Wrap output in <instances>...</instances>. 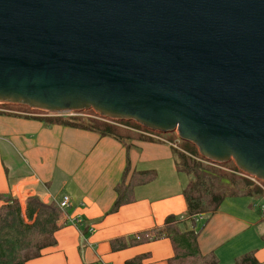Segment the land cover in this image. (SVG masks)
Here are the masks:
<instances>
[{"label":"water","instance_id":"water-1","mask_svg":"<svg viewBox=\"0 0 264 264\" xmlns=\"http://www.w3.org/2000/svg\"><path fill=\"white\" fill-rule=\"evenodd\" d=\"M0 104L175 133L264 182V0H0Z\"/></svg>","mask_w":264,"mask_h":264},{"label":"crops","instance_id":"crops-1","mask_svg":"<svg viewBox=\"0 0 264 264\" xmlns=\"http://www.w3.org/2000/svg\"><path fill=\"white\" fill-rule=\"evenodd\" d=\"M116 131L119 139L0 113V195L10 193L22 207L32 196L55 204L69 198L54 245L25 264H168L169 239L128 242L162 227L169 216L184 217L190 178L177 170L169 146L123 127ZM136 172H151L154 179L133 189V202L110 212L115 188ZM257 195L261 200L253 194L228 197L213 213L197 217V242L206 259L234 264L253 253L264 264V196ZM74 219L80 223L70 224Z\"/></svg>","mask_w":264,"mask_h":264},{"label":"trees","instance_id":"trees-1","mask_svg":"<svg viewBox=\"0 0 264 264\" xmlns=\"http://www.w3.org/2000/svg\"><path fill=\"white\" fill-rule=\"evenodd\" d=\"M33 119L48 124L97 131L101 135L118 138L116 127L104 122L82 120L78 117L69 119L33 117ZM119 124L133 129L142 128L128 121L119 122ZM183 149L185 153L175 150L173 152L177 159V170L190 178L184 190L186 215L182 218L169 216L162 227L139 234L138 238L135 236L130 239L128 244L167 238L173 250V256L168 264H219L214 257L210 263H206V256L199 249L197 217L216 211L226 197H236L240 194L261 193L263 195V193L247 180L233 181L231 177L220 174L218 170L201 166V162L209 163L199 157L196 148L192 145L184 143ZM192 158H197L200 163ZM234 171L237 172V169L234 168ZM153 179L154 174L151 172H136L128 184H119L115 188L116 201L110 212H115L119 207L133 202V189ZM218 188H223L220 196L215 193ZM0 201L2 203L0 206V264H25L29 259L39 256L43 249L54 245V234L59 228L57 222L61 215L54 202L44 203L37 196H32L26 199L22 207L20 201L10 193L0 195ZM211 205H213L212 209H210ZM234 264L258 263L253 253H247L238 258Z\"/></svg>","mask_w":264,"mask_h":264},{"label":"built area","instance_id":"built-area-1","mask_svg":"<svg viewBox=\"0 0 264 264\" xmlns=\"http://www.w3.org/2000/svg\"><path fill=\"white\" fill-rule=\"evenodd\" d=\"M0 112L7 113V114H12V112H8L7 110H5V111L0 110ZM13 115H18V116L22 115V117L24 116V117H27V118L40 117V118H62V119H69V118H74V117L81 116L78 113H76V114H72V113L52 114V113H46V112H41V113H36V114L17 113V114H13ZM99 118L102 119V120H105V119H103L101 117H99ZM107 120L108 119H106V121ZM107 122H109L108 124L113 125L115 127H123V128H126V129L133 130L141 138H143L144 140L159 142V143H162V144H165V145L169 146L172 150H175V151H178V152H181V153H185L184 149H181V146H180V143H181L180 141L181 140L178 138L177 135L175 136V138H166L165 136H163V134L152 132V131L146 130L144 128L133 129V128L127 127V126H125L123 124H119V122H114V121H111V120H109ZM246 178H247V180L248 179L251 180V182L256 187H258L262 191V193L264 195V183H262V181H259V180L256 181L255 179H250V177H246ZM56 204H57L59 210L63 211L69 205V198L68 197H63L62 200L60 202L56 203ZM260 212L262 213V215L264 214V205L260 206ZM79 223H80V221L78 219L70 220V224H72V225L73 224L76 225V224H79ZM88 232L89 233H93L94 230L92 228H90V229H88ZM136 238H138V236H136Z\"/></svg>","mask_w":264,"mask_h":264},{"label":"rangeland","instance_id":"rangeland-1","mask_svg":"<svg viewBox=\"0 0 264 264\" xmlns=\"http://www.w3.org/2000/svg\"><path fill=\"white\" fill-rule=\"evenodd\" d=\"M0 110L2 111H5L7 110L8 112H12V114H17V113H22V114H36V113H41V111H36V110H32V109H29V108H26V107H22V106H14V105H6V104H0ZM2 113V112H0ZM72 114H76V113H72ZM78 114H80L81 116H79L78 118L84 120V119H87V120H94V121H99V122H104V123H109L105 120H102L99 118L98 115H96L93 111H83V112H79ZM22 116V115H20ZM24 117V116H23ZM117 130L119 129V127H116ZM177 134L175 133H170V134H163V136H165L166 138H175ZM180 146H181V149H183L184 147V142L180 141ZM200 157V156H199ZM201 158V157H200ZM194 161L200 163V161L197 159V158H192ZM202 159V158H201ZM201 166L203 167H211L215 170H218V172L222 175H225V176H229L232 178V180H237V179H242V180H247L246 177H249L245 174H242L241 172H239L237 170V172L234 171V168L235 165L233 164V162H228L226 164H223V165H220V164H213V163H209V164H206L205 162H201L200 163ZM242 176H241V175ZM250 179H255V178H252L250 177ZM256 181H258L257 179H255ZM249 182H251V180H247ZM252 183V182H251ZM261 183V182H260ZM264 183V182H262ZM253 184V183H252ZM222 190L223 188H218L215 190V193L216 195H221L222 193ZM198 193V192H197ZM8 194V193H7ZM196 195V194H195ZM254 198V201H258V200H261V195H257L255 194L254 196H252ZM228 197H226L224 200H226ZM223 200V201H224ZM223 201L221 202V204L223 203ZM263 201V200H262ZM264 203V202H263ZM213 208V205L210 206V209ZM186 214H184L185 216ZM203 216V215H202ZM263 227H264V223L262 224ZM200 227V226H199ZM206 263H210V260L209 258L206 259Z\"/></svg>","mask_w":264,"mask_h":264}]
</instances>
